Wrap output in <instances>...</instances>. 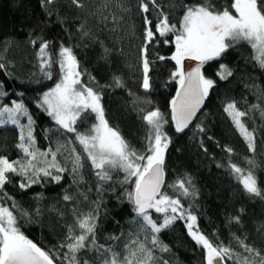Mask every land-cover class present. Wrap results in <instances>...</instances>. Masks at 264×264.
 Wrapping results in <instances>:
<instances>
[{"label": "trees", "instance_id": "obj_1", "mask_svg": "<svg viewBox=\"0 0 264 264\" xmlns=\"http://www.w3.org/2000/svg\"><path fill=\"white\" fill-rule=\"evenodd\" d=\"M80 2L83 7H77L72 0H53L51 4H44L42 0H0V63L5 65L0 68V92L5 93L0 95V107L13 106V101L22 102L34 121L35 147L46 152L63 146L57 152L56 161L66 169L63 173L50 169L53 175L62 176L59 182L41 174L39 183L25 189L19 187L24 177L9 174L10 182L0 190V204L11 208L15 201L18 207L14 214L20 231L50 254L62 256L67 251L59 245L65 240L68 226L74 225L77 215L89 212H98V243L111 245L117 252L123 254V245L135 235L141 240L145 235L150 237L149 233L140 231L139 224L134 221V206L126 195L133 191L135 177L122 183L126 174L115 169L110 173L112 179L101 185L86 159L82 161L79 176L72 173L71 149L75 147L84 155L82 147L75 141V134L60 129L39 104L42 94L61 78L58 63H53L49 69L51 79L41 71L39 45L41 41H48L47 51L54 59L61 45L72 48L79 61L82 84L100 93L105 119L131 148L138 152L145 148L147 129L140 110L159 109L167 121L162 130L170 140L165 152V183L161 190L180 198L183 207L196 215L199 230L214 244L243 252L234 239L240 237L264 254V199L250 197L227 166L230 160L245 171L251 169L258 185L264 189V116L261 115L264 69L253 60L251 48L242 42L204 64L201 71L214 84L191 126L185 132L177 133L170 115V103L178 86L177 80L171 78L176 65L175 61L167 59L175 51L174 34L157 35L148 45L151 87L145 90L141 86V48L144 44L142 20L147 14L139 13L138 0H125L129 11L122 13L124 19L116 31H112L114 24L110 18L116 9L103 8L104 0ZM193 2L196 0H157L160 5L157 11L168 14L170 23H178L182 9L173 5ZM213 2L220 7L230 0ZM101 14L109 19L102 20ZM149 18L155 23V12ZM164 40L169 43H163ZM158 56L166 59L159 60ZM221 64L232 71L227 79L217 75ZM114 77H120L124 86L116 87ZM133 100L137 101L135 105ZM230 102L249 113L242 119L250 131L256 130L255 151L248 149L245 139L224 112ZM253 105H259V108H253ZM19 121V125L11 122L0 125V156L9 161L25 156L17 145L20 143V125H27L28 119L19 116ZM96 122L95 113L89 110L82 113L75 127L86 133ZM198 125L204 131H200ZM24 131L26 135L27 128ZM226 148H231L232 152H226ZM47 159L51 161V155ZM185 177L192 180L194 188L190 186V191H195L194 196H180L169 187ZM65 195L72 199L64 200ZM21 212L28 215L23 216ZM149 212L157 223L163 222L162 213H156L154 209ZM176 215L179 217L180 213ZM237 216L239 223L231 219ZM186 221L177 218L157 234L168 251L154 248L153 264H206L205 250L189 236ZM112 236L119 239L109 240ZM79 257L97 264L94 251H82ZM55 259L57 264H67L59 256ZM224 264H235V261L226 257Z\"/></svg>", "mask_w": 264, "mask_h": 264}, {"label": "snow or ice", "instance_id": "obj_2", "mask_svg": "<svg viewBox=\"0 0 264 264\" xmlns=\"http://www.w3.org/2000/svg\"><path fill=\"white\" fill-rule=\"evenodd\" d=\"M42 3L51 4L53 0H42ZM72 3L77 7H83L80 0H72ZM173 7L182 9V16L178 23H170L168 14L162 10L157 11L160 8L157 0H138L139 13L147 14L143 15L142 20L144 44L141 48L143 72L141 86L145 90L151 87L148 45L157 35L165 37L170 33L174 34L172 43H174L175 51L167 59L175 61L176 67L171 73V78L177 80L180 85L176 96L171 101V118L175 123V131L179 133L189 126L214 84V81L206 78L201 71L206 62L221 57L229 48L243 42L253 51V60L264 69V0H230L229 3L220 7H217L213 0H196L193 3L173 5ZM103 8L116 9L110 17L114 24L112 31H116L124 19L122 13L129 11L125 0H104ZM153 12L156 15L155 23L149 18ZM101 19L107 21L109 17L101 14ZM32 43L35 44L36 41ZM163 43L167 44L169 41L164 40ZM48 48L49 42L41 41L38 52L41 71L46 78L51 79L52 73L49 69L53 63H58L61 78L53 88L42 94L39 104L60 129L74 133L75 141H78L82 147L84 155L77 152L75 147L71 149L72 173L79 176L80 169L83 168L82 161L86 159L90 161L101 185L112 179L110 173L115 169L122 170L126 174L122 183L126 184L135 177L134 190L127 192L126 195L134 206V221L139 224L140 231L149 233L150 237L145 235L141 240L138 235H135L123 245V254L117 252L111 245L98 243L96 237L98 212L96 214L89 212L77 215L74 225L68 226L65 240L59 245L67 251L62 256L59 253L50 254L20 231L17 216L14 214L18 206L13 201L11 208L0 204V264H57L56 256L67 264H90L87 259H80L79 253L82 251H94L97 264H153L154 248L159 247L161 251H168L167 246L162 244L157 234L169 227L177 218H185L189 221L188 234L197 245L206 250V264H224L226 257L234 260L235 264H264V254L246 244L240 237H234V239L243 252L237 253L231 247L214 244L199 230L196 225V215L183 207L180 198L169 196L161 190L165 183V152L170 140L162 130L167 121L160 110H140L141 119L147 131L144 151L138 152L131 148L119 131L111 127L105 119L100 93L82 84L79 61L73 54L72 48L61 45L55 59L48 53ZM105 51L108 50L105 49ZM157 59L165 60L166 57L158 56ZM185 59L197 61L196 66L187 72L184 65ZM4 67L5 65L0 63V68ZM217 75L220 79H227L232 75V71L227 65L221 64ZM90 79L94 81V78L90 77ZM113 79L116 87L124 86L120 77ZM0 95L5 93L0 92ZM136 103L137 101L133 100V104ZM252 107L259 108V105ZM89 110L95 113L97 122L86 133L77 131L75 127L77 120L82 118V113ZM224 112L245 139L248 149L255 151L256 130L250 131L242 119L249 113L240 110L235 102L228 103L224 107ZM261 115L264 116V109L261 110ZM19 116L28 119L27 125H20V143L17 145L25 156L21 160L14 161L0 156V190H3L4 186L10 182L9 174L25 178L19 184L21 189L39 183L41 174L43 177H51L59 182L62 176L53 175L50 169H55L57 173L66 171L56 161L57 152L63 146L57 147L56 151L51 149L46 152L39 151L35 147L33 136L34 121L24 104L13 101L12 107H0V125L9 122L19 125ZM197 127L200 131H204L199 125ZM25 128H27L26 135ZM226 152L231 153L232 149L226 148ZM49 155L52 157L51 161L47 159ZM38 164L45 166L40 167ZM249 164L253 162L249 161ZM227 166L233 174H236L243 190L250 197L264 199V189L258 185L251 169L245 171L230 160ZM190 186L194 188L190 177L178 179L173 185H169L179 192L180 196H194L196 193L194 190L190 191ZM71 199L69 195L64 196L66 201ZM150 209L163 214L162 223H157L152 218ZM178 212L179 217L176 215ZM21 215L27 216L28 213L21 212ZM231 219L236 223L240 222L239 216ZM108 239L118 240L119 237L112 236Z\"/></svg>", "mask_w": 264, "mask_h": 264}, {"label": "water", "instance_id": "obj_3", "mask_svg": "<svg viewBox=\"0 0 264 264\" xmlns=\"http://www.w3.org/2000/svg\"><path fill=\"white\" fill-rule=\"evenodd\" d=\"M197 64V61H194V60H189V59H185L184 61V65H185V71H190L192 68H194ZM180 85L178 84L177 88H176V91L174 93V96L172 97V99L176 96V93H177V90L179 89ZM172 101V100H171ZM204 104H205V99H204V102L203 104L200 106V109L197 111L196 115L193 117L192 121L189 123V126L187 128L184 129L183 132H185L190 126L191 124L193 123V121L195 120V118L197 117V115L201 112V110L203 109L204 107ZM170 115L171 114V103H170ZM172 119V118H171ZM173 125H174V128H175V123L174 121H172ZM183 132H179V133H183ZM134 190V189H133Z\"/></svg>", "mask_w": 264, "mask_h": 264}, {"label": "rangeland", "instance_id": "obj_4", "mask_svg": "<svg viewBox=\"0 0 264 264\" xmlns=\"http://www.w3.org/2000/svg\"><path fill=\"white\" fill-rule=\"evenodd\" d=\"M6 107H12V106H6ZM6 118V117H5ZM55 151V150H54ZM31 174V173H30ZM189 221H186V227H187V223H188ZM187 232H188V229H187ZM190 236V235H189ZM205 253H206V250H205Z\"/></svg>", "mask_w": 264, "mask_h": 264}]
</instances>
